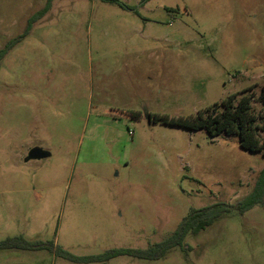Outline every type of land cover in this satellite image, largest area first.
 Instances as JSON below:
<instances>
[{
	"label": "rangeland",
	"instance_id": "rangeland-1",
	"mask_svg": "<svg viewBox=\"0 0 264 264\" xmlns=\"http://www.w3.org/2000/svg\"><path fill=\"white\" fill-rule=\"evenodd\" d=\"M123 1L52 0L0 59V240L146 248L192 208L253 189L261 151L162 116L246 94L264 137V0ZM45 3L0 0V49ZM0 264H264V198L158 259L11 248Z\"/></svg>",
	"mask_w": 264,
	"mask_h": 264
},
{
	"label": "trees",
	"instance_id": "trees-1",
	"mask_svg": "<svg viewBox=\"0 0 264 264\" xmlns=\"http://www.w3.org/2000/svg\"><path fill=\"white\" fill-rule=\"evenodd\" d=\"M104 1L129 7L123 0ZM143 1L146 2L148 0ZM51 3L52 0H46L45 5L28 18L24 31L10 39L0 49V59L29 33L33 23L50 9ZM129 115L132 114L130 113ZM138 115L140 116V112ZM162 118L172 124L191 130L205 129L211 137L223 132L226 134H236L239 138V145L242 148L249 151H261L264 155V137L261 138L258 134L259 126L256 123V115L251 112L250 98L246 94L237 100L236 94L232 93L220 102H214L212 105H208L191 115L162 116ZM262 131L264 132V126H262ZM263 198L264 167L260 170L251 192L241 198L236 204L228 205L223 202H216L207 206L192 208L169 235L161 241L150 244L146 248L116 247L106 249L97 254L75 255L59 247L52 240H29L24 235L17 234L1 239L0 250L11 248L48 250L74 262H103L118 255H131L143 259H158L164 256L171 248L182 247L187 234H198L219 220L225 213L234 209L243 213L254 205L263 203Z\"/></svg>",
	"mask_w": 264,
	"mask_h": 264
},
{
	"label": "water",
	"instance_id": "water-1",
	"mask_svg": "<svg viewBox=\"0 0 264 264\" xmlns=\"http://www.w3.org/2000/svg\"><path fill=\"white\" fill-rule=\"evenodd\" d=\"M45 153L46 152H44V151H42V150H38V148L37 149H34L33 151H32V156L33 157H40V156H44L45 155Z\"/></svg>",
	"mask_w": 264,
	"mask_h": 264
},
{
	"label": "crops",
	"instance_id": "crops-1",
	"mask_svg": "<svg viewBox=\"0 0 264 264\" xmlns=\"http://www.w3.org/2000/svg\"><path fill=\"white\" fill-rule=\"evenodd\" d=\"M44 152H46V151H44ZM47 154H48V153L46 152L45 155H47Z\"/></svg>",
	"mask_w": 264,
	"mask_h": 264
}]
</instances>
